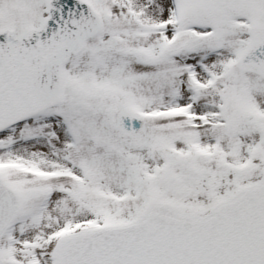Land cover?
Segmentation results:
<instances>
[{
  "label": "snow or ice",
  "instance_id": "snow-or-ice-1",
  "mask_svg": "<svg viewBox=\"0 0 264 264\" xmlns=\"http://www.w3.org/2000/svg\"><path fill=\"white\" fill-rule=\"evenodd\" d=\"M0 264H264V0H0Z\"/></svg>",
  "mask_w": 264,
  "mask_h": 264
}]
</instances>
